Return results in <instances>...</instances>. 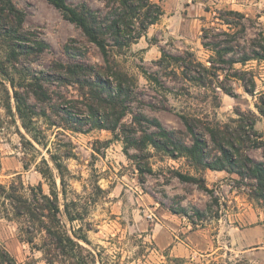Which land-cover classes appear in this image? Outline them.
<instances>
[{
  "label": "rangeland",
  "instance_id": "1",
  "mask_svg": "<svg viewBox=\"0 0 264 264\" xmlns=\"http://www.w3.org/2000/svg\"><path fill=\"white\" fill-rule=\"evenodd\" d=\"M12 1L25 16L24 33L32 40L41 39L48 49L18 59L9 55L0 0V184L41 185L50 195L49 184L39 172L45 159L57 182L60 219L69 232L73 228L77 236L86 238L87 242L78 241L97 258V264H102L99 259L105 264H254L238 245L245 234L241 230L258 229L264 235V201L255 195V181L153 149H130L136 157L130 159L122 139L137 128L132 114H141L157 119L191 146L194 136L188 121L194 134L207 143L208 162L222 154L211 130L235 142L236 150L229 143L225 147L238 162L242 156L264 163V60L246 65L217 62L218 77L207 78L204 84L198 82L196 68L198 63L210 67L209 59H218L210 50L223 46L235 50L226 60L253 52L264 56V0H152L163 8L161 21L129 48L110 53V60L134 84L127 105L130 114L115 134L92 127L90 105L100 101H93L89 89L66 70L78 62L96 70L107 67L98 48L47 0ZM66 1L99 14L108 11L102 0ZM230 11L245 19L234 18ZM221 19L244 28L231 31ZM204 29L209 33L206 40ZM163 54L193 60L195 70L183 67L185 63L179 67L169 58L163 61ZM90 74L84 73L81 80H89ZM15 91L32 112L27 115L32 131L17 112ZM105 110L112 115L104 125L109 128L115 117L111 109ZM105 110L101 107L97 117ZM65 113L71 114L69 120ZM53 155L65 167L69 209L82 218L73 223L64 212ZM180 175L193 181L181 180ZM25 227L23 222L0 219V243L17 264H47L44 235L30 244V236L21 231ZM178 242L193 248L194 260L185 257L183 250L173 252ZM55 264L69 263L57 258Z\"/></svg>",
  "mask_w": 264,
  "mask_h": 264
},
{
  "label": "trees",
  "instance_id": "2",
  "mask_svg": "<svg viewBox=\"0 0 264 264\" xmlns=\"http://www.w3.org/2000/svg\"><path fill=\"white\" fill-rule=\"evenodd\" d=\"M47 1L60 10L69 22L79 27L87 40L94 44L101 52L107 67L101 66L100 70H96L85 63L78 62L69 65L66 70L74 79L81 81L82 86L89 89L93 101H100V104L92 103L90 105L92 119L94 120L92 127L95 129L111 130L114 134L117 133L123 120L130 114L127 105L134 93L131 90L134 84L132 82L133 79L117 68V65L110 60V53L115 48H129L151 26L158 24L164 15L161 4L155 3L152 0H102L107 6L108 11L105 14H99L86 5L74 8L66 0ZM1 3V12L4 15L3 20L5 21V29L7 30L5 38L9 43V55L14 59H18L20 55H29L31 51H35L38 55L44 53L48 49V45L39 38L32 40L24 33L25 16L17 9L13 1L1 0ZM228 13L234 18L245 19V16L239 12L230 11ZM221 21L231 31L239 26L241 29L244 28V25L240 23L235 24L224 19H221ZM204 33L203 39L206 40L209 38L207 29H204ZM222 33L226 37L234 36L227 32ZM219 49L221 50H218V48L210 50L218 58L211 57L209 59L211 63L210 67L201 63L197 64L196 68L199 69L197 73L200 77L198 82L204 84L207 78L218 77V71L220 70L216 66L217 62L246 65L253 60H264V56H261L262 54H259V52H253L252 56L245 55L241 59L226 60L225 58L235 51L234 48L223 46V48ZM262 50L264 51V46H262ZM168 58L171 60V63L179 67L182 63H185L186 65H183V67L186 69L194 68L193 70H195L193 66L195 61L193 60L184 61L179 57H168L166 54H163V61H166ZM86 72L92 73L90 74L92 76L89 80H81ZM110 79L113 82H110ZM223 91L229 93L226 92L227 90ZM41 95L44 98L47 97L45 93ZM14 99L23 125L28 131H32L27 124V115L30 108H26L25 103L16 91L14 92ZM101 107H104V110L109 108L113 111L115 118L112 127L107 128L104 126L110 122V118L112 117V115L110 117L106 114V110L103 116L97 117ZM8 109L11 110L10 105H8ZM65 115L67 116L66 119L69 120L71 114L65 113ZM132 115L133 124L137 128L129 137L122 139V143L125 145L126 153L130 159L136 158L129 154L130 149H135L137 152L153 149L156 152H163L166 156L173 159L187 157L207 169L233 172L239 175L241 179L248 178L255 181V195L264 201V163L256 162L248 157L243 158L242 156V159L238 162L235 159V155L231 154L225 147L226 143H229L227 145L236 150L235 142L222 138V134L219 132L210 130L211 139L222 154L221 157H216L213 162H208L206 160L207 143L194 134V129L188 121L186 125L190 134L194 136L191 146H185L176 132L168 131L157 119L141 114ZM144 123L148 128H145ZM74 131L79 132L78 130ZM122 132L121 130L120 133ZM35 140L38 141L37 138ZM51 159L61 178L62 194L65 201V215L70 223L81 220L82 218L79 213L73 215L69 209L70 205L67 200L64 178L65 167L61 159L56 157V155L51 156ZM42 162L44 166L39 168V172L49 184L50 195L44 194L41 185L26 188L21 181L19 184L14 183L8 186L0 184V219L16 220L19 223H25L26 227L25 229H21V231L30 236L27 240L30 244H34L38 235H44L42 250L47 264H55L57 258H61V262L69 264H97V258L92 253H87L86 248L78 241L83 239L87 242L86 238L77 236L73 228L70 229V233L61 221L59 193L54 172L45 159ZM235 167L237 170H235ZM139 169H142V167L139 166ZM179 178L181 180L193 181L192 178H185L181 175ZM99 261L105 264L102 260L99 259ZM0 264H17L16 260L1 243Z\"/></svg>",
  "mask_w": 264,
  "mask_h": 264
},
{
  "label": "crops",
  "instance_id": "3",
  "mask_svg": "<svg viewBox=\"0 0 264 264\" xmlns=\"http://www.w3.org/2000/svg\"><path fill=\"white\" fill-rule=\"evenodd\" d=\"M241 232L245 233L242 234V237H244L238 245V248H241V253L243 255L250 256L251 263L254 264H264V235L263 233L258 229H250V230H241ZM248 232V234H247ZM171 246V244H170ZM167 247V246H165ZM173 252L176 254L179 253V251L183 250V253H186L185 257L191 258V260H194L195 251L193 248H190L188 245L186 247L182 246V243L178 242L173 245Z\"/></svg>",
  "mask_w": 264,
  "mask_h": 264
}]
</instances>
